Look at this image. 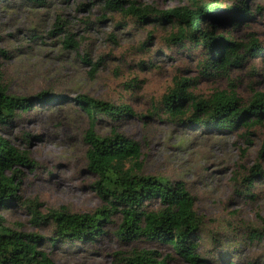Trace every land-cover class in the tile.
<instances>
[{
  "label": "rangeland",
  "instance_id": "rangeland-1",
  "mask_svg": "<svg viewBox=\"0 0 264 264\" xmlns=\"http://www.w3.org/2000/svg\"><path fill=\"white\" fill-rule=\"evenodd\" d=\"M168 9L190 5V0H138ZM228 7L237 0H219ZM253 16L239 26L218 27L236 40L256 38L263 50L232 67L228 76L200 73L202 48L168 42L175 28L158 22L136 26L133 19L104 9L103 0H0V48L6 51L2 80L8 92L32 96L46 91L24 113L0 124V135L26 150L36 166L19 165L13 178L17 199L2 209L4 223L35 231L46 239L40 247L56 264H124L121 257L140 250H156L166 264H186L166 243L139 238L123 241L115 234L119 214L103 224V233L90 242L55 238L51 222L33 224L29 207L37 211L65 207L73 213H92L105 202L92 186L97 180L86 167L83 134L89 118L78 104L86 94L115 105L128 104L134 112L120 122L98 115L97 134L111 129L137 141L142 169L147 175L184 182L201 218L197 253L204 264H264V240L251 241V229H261L264 218V176L251 196H245L243 175L257 160L264 126L253 127L248 145L238 132L192 129L169 120L161 107L162 95L174 77L191 79L189 90L208 97L216 90L234 92L247 104L255 92L264 93V16L256 11L264 0H247ZM57 18L62 30L55 29ZM69 33L76 49L63 46ZM264 168V161L261 162ZM158 210L157 198L146 202Z\"/></svg>",
  "mask_w": 264,
  "mask_h": 264
},
{
  "label": "trees",
  "instance_id": "trees-1",
  "mask_svg": "<svg viewBox=\"0 0 264 264\" xmlns=\"http://www.w3.org/2000/svg\"><path fill=\"white\" fill-rule=\"evenodd\" d=\"M42 0H37L41 2ZM104 9L115 11L133 19L136 26L148 22L169 23L175 31L168 42L185 48H202L204 58L199 60L200 73L207 77L228 76L232 67L242 65L247 57L263 50L259 41L250 36L247 41H236L218 27L231 23L233 27L252 18L247 0H237L223 7L219 0H190V5L157 9L138 0H103ZM256 11L264 16V7ZM55 29L62 30L57 18ZM63 46L76 49L78 42L69 33L63 38ZM6 51L0 48V124L10 123L19 113L30 110L36 100H42L48 92L32 96L14 95L2 80V62ZM191 79L174 77L172 86L162 95L160 103L169 120L192 129L207 128L218 132H238L245 142L252 143L253 127L264 126V93L255 92L247 104L234 92L216 90L208 97L189 90ZM76 101L89 118V127L83 134L87 145L85 152L87 170L96 176L95 192L105 205L92 213H73L65 207L49 209L45 214L37 211V203L29 207L33 224L49 223L54 226L55 238L47 240L90 242L101 235L103 224L112 214H119L120 222L115 234L123 241L139 238L170 245L173 252L186 264H204L197 253L201 218L194 206V197L181 180L171 181L163 176L141 172V148L137 141L111 129L101 136L94 130L98 115L112 122H120L134 115L128 104L115 105L109 101L78 95ZM264 139L257 153V160L243 175L245 196H251L255 182L264 176ZM36 166L26 150H19L7 138L0 135V264H56L40 247L46 238L35 231L14 229L4 223L1 211L17 199L18 183L13 178L18 166ZM157 198L158 210H148L146 202ZM261 229H251L248 238L264 240V218ZM124 264H166L156 250L135 251L121 257Z\"/></svg>",
  "mask_w": 264,
  "mask_h": 264
}]
</instances>
